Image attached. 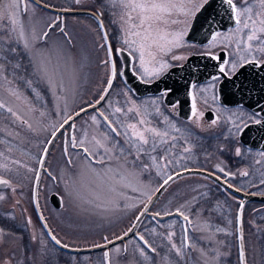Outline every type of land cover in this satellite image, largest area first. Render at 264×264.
<instances>
[{
    "label": "snow or ice",
    "instance_id": "snow-or-ice-1",
    "mask_svg": "<svg viewBox=\"0 0 264 264\" xmlns=\"http://www.w3.org/2000/svg\"><path fill=\"white\" fill-rule=\"evenodd\" d=\"M81 2L82 0H75L77 5ZM215 3L217 0H106V4L114 10L112 23L119 26L120 47L114 48L109 42L104 20L101 19L104 12L94 14L99 31L103 33L101 37L103 42L99 47L106 52V58L100 61L106 69V86L102 88L99 98L95 99L94 103L85 102L86 106H81L78 111L74 110L69 113L66 99L68 89L65 80L70 84L74 83L77 74L75 60L69 55L71 49L68 47L73 41L65 27L61 26L63 17L57 16L46 22L44 28H41L39 27L41 22L35 16V9L51 7L46 3V0H39L38 4L35 3V0H0V90L6 94L4 98H0V110L7 113L14 124L18 123L29 133L38 135L48 129L43 127L40 121L31 122L29 113H33L37 109L32 106L24 93L13 86L14 81L23 82L36 100L42 98V92L45 90L51 92L58 102L62 98L64 99L65 111L62 121L58 125L52 126L51 138L43 142L45 146L42 148V152L45 156L49 152L47 145L54 143L57 133H61L66 125L78 131L75 118L80 117L82 113H87L89 109L94 112L89 117L91 123L87 128L82 129L81 136L70 134L64 141L65 156H70L68 151L70 146L73 149H79L77 155L82 154L86 162L85 167L79 170L78 175L83 177L90 174L96 178L95 183H90L91 191L87 199L72 185L68 186V198L73 201L74 208L80 211H89L84 206L90 205L97 214L104 215L119 207L121 200L126 198L125 189L131 188L132 191L139 192L147 200V203L144 200L139 202L142 207L136 203L125 205L129 209H138L139 214L135 216V220L139 221L150 211L149 205L152 203L153 196L161 189H165L171 181L183 175L182 171H174L169 174L166 170H159L161 163L166 168L173 163V159L176 164H179L180 159H185L184 156L172 157L171 149L177 147L175 141L179 137L171 133H179L181 129L171 122L169 116L161 111L160 106L162 99L181 90L179 83L166 84L163 89L159 90V95L151 100V104L155 108V115L163 116V121H157V124L166 123V128L154 125L153 114L149 113L143 105L137 104L131 97L119 106L109 103L108 108L111 111L101 110L97 106L101 105L109 96L114 80L117 77L125 76V65L118 66L116 60L125 52L131 58L125 64L132 63V74L141 83H156L162 80L171 69L176 67L183 69L184 64L173 62H186L189 59L186 55H178L177 51L187 46L185 38L195 28L197 20L202 15L204 19L201 28L206 27L207 33L205 43L202 45L203 50L199 55L215 62L212 65L214 71L206 77L207 82L203 87L200 86L197 79L184 81L183 90L190 101V115L187 119L197 127L200 126L204 112L200 111L198 104L207 105L209 97L206 93L211 92L212 103L220 107L217 108L219 115H215L211 119L210 126H217L224 118V114L228 113L227 122L231 125L229 133L239 139L251 125L264 124V106H261L259 101L256 104V111L246 112L242 102L234 100L237 94L243 96L250 91L247 84L248 75L254 78L259 72L264 71V0H218V3L224 6L229 14L231 21V26L223 31L213 28V24L216 22L215 18L219 15L214 7ZM29 9L32 10V16L23 19L22 17H27ZM63 11H69V9H63ZM205 13L207 15H204ZM56 30L64 40L63 45L58 42H50V34ZM246 68L257 71L246 74L244 71ZM191 71L200 72L201 69L193 66ZM62 93L65 96L62 97ZM125 95L127 94L125 93ZM21 104L27 111L20 107ZM229 104L235 105V111L227 107ZM179 106L180 101H175L169 107L172 111H176ZM40 116L44 117L45 113L40 112ZM120 117H124V119ZM0 131L4 130L0 129ZM117 137H122L124 144L128 147L125 148L120 144ZM158 149L163 151V155H152V153L158 152ZM133 150L135 155L130 162L129 156L133 155ZM220 150L223 151L222 148ZM183 152L189 153L191 148L184 147ZM235 155L237 157L242 155L241 147L235 148ZM259 155L264 158V151ZM145 156L151 163L143 161ZM0 157L5 161L0 163V170H2L0 185L5 188L15 191L11 180L5 175L12 171L9 164L26 168L28 172H34L36 180H39V170L30 168L20 161L9 160L3 152H0ZM138 162H142V168ZM261 162V160L256 161L258 164ZM39 164L42 168L43 157L39 159ZM67 164L75 167L71 158L68 159ZM93 164L106 165V167L97 170L92 167ZM113 164L114 167L111 166ZM153 167L158 169L156 174L162 179V183L154 191L151 190L150 184H144L140 180L142 172ZM215 168L216 172L209 173V176L214 177L216 181L225 185L232 192L241 191V188L235 187L230 182L237 173L226 170L220 164H217ZM183 171L190 170L184 168ZM216 173H221L222 176ZM49 174L51 175V173ZM239 175L246 177L249 173L242 170ZM78 183L79 181H73V184ZM260 183L264 184V179ZM80 186L83 187V185ZM192 191L195 192L196 189H192ZM252 195H256V193H252ZM35 196L34 191V200ZM4 198L0 194V200ZM232 199L236 200V197L232 196ZM192 200L196 201V196H192ZM61 201H63V197H61ZM237 204L235 219L239 225L242 220L244 201L238 200ZM186 207L191 208L192 213L196 216H200L205 211H214V209L200 207L199 201H197L196 207H191V202L186 200L175 209V213L157 211L152 214L154 219L175 214L182 217L183 222L188 226L184 228L183 242L180 246L173 242L174 232H168L165 236L170 244L169 251L175 254V264L193 259L186 250L199 253L197 264H216L219 253L211 255L209 250L197 248L195 243L190 242L192 238L189 236V228L207 232L208 224L197 226L190 215L185 214ZM40 219L43 220L44 217L41 215ZM28 223L31 224V220ZM44 226L47 227V224ZM135 227L136 225L133 224L123 235H117L115 240L124 241L129 233H133ZM240 231L241 229L238 227L237 232ZM152 232L155 233V229H152ZM215 232L224 233L225 229L216 227ZM9 235L0 229V244L6 243ZM49 236L56 245L62 248L69 247L51 231H49ZM134 238L139 241V244L132 248L131 253L129 252L131 241L123 245H116L115 240L108 236L102 238L103 244H94L93 247L106 249L103 252V264H113V257L117 258V264H119L120 257L124 258L126 264H156L155 256L160 255V252L154 242H150L142 233H134ZM203 238L212 239L211 236ZM32 239L36 241L37 237L33 235ZM239 240L241 242L239 264H246L242 235L239 236ZM219 243H223V241ZM109 245L112 247L109 248ZM13 259L14 257H9L0 260V264H13ZM17 264H23V262L17 261Z\"/></svg>",
    "mask_w": 264,
    "mask_h": 264
},
{
    "label": "rangeland",
    "instance_id": "rangeland-1",
    "mask_svg": "<svg viewBox=\"0 0 264 264\" xmlns=\"http://www.w3.org/2000/svg\"><path fill=\"white\" fill-rule=\"evenodd\" d=\"M46 3L59 9L97 8L103 11L104 14L107 11V22L105 25L110 43L112 42L111 44L114 48L120 47L118 41L120 34L119 26L112 23V13L114 10L106 4V0H96V2L82 0L79 5L75 3V0H46ZM32 14V10L29 9L27 17L22 18L26 19L31 17ZM35 16L41 22L39 27L44 28V24L55 19L57 15L36 8ZM61 26L65 27V30L69 33L73 41L68 47L71 49L69 55L74 58L76 65L77 75L75 82L70 84L65 80V85L68 89L66 94L67 111L71 113L74 110H79L81 106H86L85 102H94L95 99H98L102 88L106 86V69L100 63L101 60L106 58V52L99 47L103 42L101 39L102 33L99 31L98 25L92 17L87 15H66L63 17V24ZM50 42H58L63 45L64 40L58 30L51 32ZM186 45V47L177 51L178 55L188 56L193 53H200L203 50L202 46H197L192 42L186 41ZM116 60L118 66H120L121 62L119 58L117 57ZM183 62L177 61L173 63L181 64ZM205 83L200 84V86L203 87ZM46 92L49 98V104L43 111L47 117V124H40L47 128L48 131H42L38 135L30 133L31 138L36 137L39 140L38 143H32L31 138L26 136L14 137L16 145L13 147L6 146L4 151V154L8 156L9 160L20 161L22 164H26L33 169H36L42 148L45 146L43 142L49 138L50 132L53 130L52 126L58 125L62 121L65 111L64 99L62 98L58 102L51 92L47 90ZM61 95L62 97L65 96L63 93ZM206 95L209 97V102L207 105L199 103L198 107L200 111L204 112L206 109H211L214 111V115H219L217 108L220 106L212 103V93L208 92ZM5 96L6 94L0 90V97L4 98ZM129 97L137 104L143 105L149 113L153 114V117L155 116V108L152 106L151 100L155 99L157 95L137 97L126 88L120 80V77H117L109 96L106 97V100L99 108L101 110L107 109L111 111L108 108L109 103L119 106L124 104ZM160 106L161 111L169 116L171 122L175 123L181 129L179 133L172 132V135L179 137L175 141L177 147L171 149L172 157L184 156L185 159H180L179 164H176L173 159V163L166 168L161 163L159 170H166L169 174L184 168H203L216 172L215 166L220 164L226 170L237 173L230 181L233 185L246 191L263 193L264 184H261L260 181L264 179V158L259 155L262 151L244 148L238 139L229 133L231 125L227 122L228 113L224 114V118L217 126H210L211 121H206L202 117L200 126L197 127L190 121L171 118V112L163 106L162 102ZM20 107L27 111L24 106ZM232 109L235 111V107ZM92 114H94L93 111L76 119L75 123L78 131L73 129L71 131V128L67 127L66 134L61 135L53 143L45 163L47 175L42 176L38 192L41 211L52 233L62 243L75 248L102 244L104 242L102 239L104 236L113 239L117 235L123 234L138 212L137 208L129 209L125 205L136 203L138 206H141L139 205L141 200L146 202L145 197L141 196L139 192H134L131 188H128L125 189L126 198L121 200L120 206L104 215L97 214L95 210L91 209L90 205L84 206L89 211H80L73 207V201L68 198V186L72 185L87 199L91 191L90 183H95L96 178L90 174L83 177L78 175L79 170L85 167L86 162L82 154L77 155L79 149H73L70 146L68 148L70 156H65L63 152L64 141L70 132V134L78 137L81 136L82 129L87 128L91 123L89 117ZM29 118L33 123L39 121L36 112L29 113ZM120 118L124 119V117ZM159 127L166 128L167 124L161 123ZM116 139L125 148L128 147L124 144L122 137H117ZM28 146L32 148V151L28 149ZM184 147L191 148V152L184 153ZM236 147H241L242 155L240 157L235 155ZM221 148L223 151L220 150ZM133 154L135 155L134 150ZM69 158L73 160L74 168L67 164ZM257 160H261L262 162L258 164L256 163ZM0 161L1 163L5 162L3 158ZM143 161L151 163L147 156L143 157ZM111 166L114 167L115 165L113 164ZM11 167L13 168L12 171H14V174H12L14 178H22L24 180L26 179V181L23 185L14 187L15 192L13 193V198L10 199L6 195L0 201L1 210L11 211L16 218V225L14 226L20 231L26 228L28 234L27 242L23 241L22 237H20V231L9 235L7 242L2 244V248L5 249L4 255L7 256L10 254V257H14L13 264H17V261H22L25 264V260H29L27 261L28 264H58L57 259L59 260L60 256L65 259L66 264H103V253L84 254L80 256L60 254V251L47 239L30 207L31 182L35 173L28 172L26 168H21L18 165L12 164ZM92 167L97 170H102L106 165L93 164ZM157 170L153 167L148 171H143L140 175V180L144 184H150L152 191L162 182L161 177L156 174ZM242 170L247 171L249 175L241 177L239 172ZM217 174L222 176L221 173ZM53 177H56V179H53ZM73 181H79V183L73 184ZM80 185H83V187L81 188ZM192 189H196V191L193 192ZM51 193L58 194L60 198L63 197L60 209H55L48 202L47 197ZM192 196H196V201L192 200ZM232 196L205 177L187 175L169 184L158 199L153 210L155 212L160 211L161 213L173 212L177 207L185 203L186 200L191 202V207H196V203L199 201L200 207L214 209V211H205L200 216H196L192 213L191 208L186 207L185 214L190 215L197 226H203L205 223L208 224L207 232L189 228V236L192 238L190 242L195 243L197 248L209 250L211 255H217L219 253L220 255H218L216 264H222L231 255L233 249L237 255L235 218L238 199L233 200ZM253 208V205L250 203L247 204V209H244L243 212V223L246 219L249 220L251 218ZM29 220H31V224L28 223ZM186 227L188 226L186 225ZM216 227L224 228L225 232H215ZM141 228V233L150 242H154V245L160 252V255L155 256L156 264H175V254L169 251L170 244L165 239V236L168 232H174L173 242L180 246L183 242L184 234L182 221L177 217H171L165 221L156 220L155 222L147 218L142 222ZM152 229H155V233L152 232ZM33 235L37 237L36 241H33ZM207 236H211L212 239L203 238ZM129 241L132 242L129 244V252L131 253L132 248L138 242L135 239H129L126 243H129ZM220 241H223V243H219ZM186 251L193 259L182 261L181 264H197L199 253L192 250ZM165 257L167 258L166 260L164 259ZM122 258H119V264H126L125 260L121 262ZM113 264H117L116 257H113Z\"/></svg>",
    "mask_w": 264,
    "mask_h": 264
},
{
    "label": "water",
    "instance_id": "water-1",
    "mask_svg": "<svg viewBox=\"0 0 264 264\" xmlns=\"http://www.w3.org/2000/svg\"><path fill=\"white\" fill-rule=\"evenodd\" d=\"M35 3L38 4L39 1L35 0ZM214 7L216 8L217 12H219V15L216 16V18H215L216 22L213 24V28L216 30H222V31L229 28L231 26V21L229 19V14L225 10L224 6L220 5L218 3V0H217V3L214 4ZM41 9L55 13L57 16H62V17L66 16V15H80V14L90 15V16L94 17V14H96L93 11L86 10V9H69V11H63V9L55 8L52 6L49 8H41ZM204 15H207V14L205 13ZM203 19H204V16L202 15L197 20L195 28L185 38L186 41L192 42L198 46H202L203 43H205V36L207 33V29H206V27L201 28V24L203 23ZM102 36H103V33H102ZM109 42H110V40H109ZM188 57H189V59L186 62L184 61L182 63L185 65V67L183 69H181L179 67L173 68L166 74V76L162 80H160L156 83H152V84H145V83H141L132 74V63L129 62V63L125 64L126 61L131 60V58L125 52L123 55L118 57L120 62H121V65H125V76L120 77V80L126 86V88H128L137 97H145L148 95H157V94H159V90L163 89L166 84L167 85H173L174 82L179 83V85H181V90L176 91L173 95H170L166 99H163V102L167 105H170L171 103H173L175 101H180V106L178 108V115L181 119L187 120L188 116L190 115V101H189V98L186 96L185 91L183 90L184 81L189 80V79H197L199 84L207 82L206 77L209 75V73L214 71L212 65L215 63L214 61H211L210 59L201 57L199 55V53L190 54ZM193 66L200 68L201 71L200 72H192L191 70H192ZM244 71L246 74H249V73H254L257 70L246 68ZM182 77H183V79H182ZM114 82H115V80H114ZM114 82H113V84H114ZM247 84H248L250 91L246 92L243 96H241L240 94H237L234 97V100L237 102H242V104L244 105L245 108H247L248 110L253 112V111L257 110L256 109L257 101L260 102L261 106H264V71L259 72V74L256 75L254 78L251 75H248ZM253 85H255V87H253ZM102 103H101V105H102ZM101 105H98L97 107H100ZM227 107L232 108V107H235V105L229 104V105H227ZM91 111H93V110L92 109L88 110V112H91ZM85 114L86 113H82L81 116L85 115ZM78 118L79 117L75 118V120ZM204 118L206 121H211V119L214 118V112L212 110L205 111ZM67 127L68 126L66 125L65 129L61 130V132L66 131ZM71 131H72V129H71ZM59 134L60 133H57V137ZM49 138H51V137L49 136ZM56 138H55V140H56ZM238 141L246 149L264 151V124L251 125L250 128L245 130L242 138H239ZM47 146L49 147V151H50L52 144L47 145ZM47 155L45 156L43 154V152L40 155V158L43 157L44 163L46 161ZM42 169H44V167L41 168L40 164L38 163L37 170H39L40 174H41ZM187 169H189L190 171H183V169L179 170V171L183 172V175L181 177H184L187 175H198V176H202V177H208L207 179L211 180L214 184L218 185L221 189H223V190L227 191L228 193H230L231 195L235 196L238 200H243L244 201L243 212H244L246 204H248L250 202L264 203V194L263 193H256V195H252V193H255V192L245 191L242 189L240 192H232L230 189H227L225 185L221 184L219 181H216L214 179V177L209 176V173H214L213 171L203 169V168H187ZM177 179H179V178H177ZM177 179H175V180H177ZM172 182L173 181H171L169 184H171ZM38 183H39V180L37 181L36 177H34V181H33V185H32L33 209L35 211L36 217H37L45 235L50 240V242L53 245H55L58 249L65 251V252H68V253H77L78 254V253H91V252L102 251V250L105 251L106 249H104V248H95L93 246L83 247V248H73V247L62 248L59 245L55 244V242L49 236V231H51V230H50L47 222L45 221V219H43V220L40 219L42 213L40 211L38 201H37ZM168 186L169 185H167L165 187V189ZM165 189H161V191L159 193H156L153 196V200H152V203L149 205V209H152L153 205L158 201V199L161 197V195L165 191ZM34 191L36 193L35 200L33 199V192ZM49 201L55 209H60L62 206L61 198L56 193H51L49 195ZM145 203H147V201ZM173 213H175V211H173ZM138 214H139V212H138ZM152 214L153 213L148 212L146 215L142 216L139 221H136L134 218L130 227H132L133 224H135L136 227L134 228L133 233H129V235L127 237H125L124 241L126 239H128L129 237L134 236V233L138 234L137 228H138L140 222L142 221V219L144 217L150 216L152 219H154ZM236 214H237V212H236ZM171 217H177L178 219H180L182 221L183 227L184 228L186 227V224L183 222L182 217H179L175 214L170 215V216L164 215L162 218H155L154 220L165 221L166 219L171 218ZM45 224H47V227L44 226ZM238 227L241 229L240 232H237ZM240 235L243 236V245H244V249H245L246 264H248L247 263L246 246H245V235H244V228H243V214H242L241 223L238 225L236 222V248H237L238 263H239V247H240V243H241L239 240ZM113 240H115V238H113ZM124 241L115 240V243L119 244V243H123ZM111 246L112 245H109L108 247L110 248Z\"/></svg>",
    "mask_w": 264,
    "mask_h": 264
},
{
    "label": "flooded vegetation",
    "instance_id": "flooded-vegetation-1",
    "mask_svg": "<svg viewBox=\"0 0 264 264\" xmlns=\"http://www.w3.org/2000/svg\"><path fill=\"white\" fill-rule=\"evenodd\" d=\"M92 1H95L96 2V0H92ZM98 1V0H97ZM80 9H86V10H90V11H93L94 13H96V14H98V13H100L101 12V10H98L97 8H80ZM107 10V9H106ZM87 16H90V15H87ZM57 17V16H56ZM55 17V18H56ZM90 17H92V16H90ZM93 18V20L96 22V24H97V21H96V19L94 18V17H92ZM101 19H103L104 20V23L106 24V22H107V11L105 12V14L101 17ZM105 30H106V25H105ZM107 31V30H106ZM196 45V44H195ZM198 46V45H197ZM23 74V73H22ZM10 79L12 78L11 76L9 77ZM203 84V83H202ZM13 86H15V87H17L22 93H24V95L25 96H27L28 97V100H29V102L32 104V106H35V108L37 109V111H35L36 112V116L38 117V120L40 121V123H44V124H47V117L46 116H44V117H41L40 116V112H44L43 110H45L47 107H48V104H49V98H48V96H47V92H46V90L45 91H43L42 92V98L40 99V100H36L35 99V97L33 96V95H31V92H30V89H28V88H26V86L23 84V82H16V81H14V84H13ZM41 87H43V86H41ZM159 94H157V96H158ZM156 96V95H155ZM1 98V97H0ZM162 103H163V106L169 111V112H171V114H170V117L171 118H177V119H180V120H183V119H181L180 117H179V115H178V109L176 110V111H172L171 109H170V105H167V104H165L164 102H163V99H162V101H161ZM17 103H19V102H17ZM20 106H24L23 104H21ZM25 108V107H24ZM245 108V107H244ZM207 110H211V109H206L205 111H207ZM205 111H204V113H205ZM213 111V110H212ZM245 111L246 112H252V111H250V110H248L247 108H245ZM214 112V111H213ZM215 116V115H214ZM204 117V116H203ZM163 119V116H160V115H155L154 117H153V123H154V125H156V126H158L159 127V124H157V121H161ZM185 121H189L188 119L187 120H185ZM0 129H3L4 131H0V152H3L4 153V151H5V149H6V146H8V147H13V146H15L16 145V140H15V138L14 137H23V136H26V137H29V138H31V135H30V133L27 131V129H25V128H22V127H20L19 125H18V123H13V121H12V119L11 118H9V116H8V114L7 113H5V112H3V110H0ZM9 133H11V134H9ZM71 133V132H70ZM70 133H69V135H70ZM64 134H66V131H63V132H61L59 135H58V137L56 138V140L61 136V135H64ZM172 134V133H171ZM30 140H32V143H38L39 142V140H37L36 139V137H33V138H31ZM55 140V141H56ZM54 141V142H55ZM28 149L29 150H31L32 151V148L31 147H29L28 146ZM30 151V152H31ZM153 155H163L162 154V151L160 150V149H158V152H156V153H154ZM2 157H0V159H1ZM134 159V154L132 155V156H129V161L131 162L132 160ZM0 163H1V161H0ZM38 163H39V161H38ZM45 163H46V161H45ZM45 163H44V165H43V167H44V169H42V171H41V174H40V178H39V183H38V189H37V201H38V205H39V208H40V204H39V198H38V192H39V188H40V184H41V181H42V176L43 175H47V172H46V166H45ZM138 163H140L141 165H142V162H138ZM12 165V164H11ZM11 165L9 164V167L11 168V169H13L12 167H11ZM130 166V165H129ZM37 168H38V164H37V167H36V170H37ZM14 171H10V172H8V173H6L5 175H6V178H9L10 180H11V182H12V184H13V187H15V186H17V185H23L24 184V182L26 181V179L24 180V179H22V178H19V179H16V178H14L13 177V175L12 174H14L13 173ZM0 174H2V170H0ZM34 177H35V175H34ZM34 177H33V179H32V182H31V190H30V199H31V210H32V212L34 213V216H35V218H36V220H37V222H38V224L40 225V223H39V221H38V219H37V217H36V214H35V211H34V209H33V204H32V185H33V181H34ZM15 191H12L11 189H9V188H5L4 186H2V185H0V194H2L4 197L6 196V195H8L9 197H10V199L11 198H13L14 196H13V193H14ZM47 200H48V202L50 203V201H49V195H48V197H47ZM1 201V200H0ZM147 201V200H146ZM157 203V202H156ZM156 203L153 205V207H152V209H150V213H155V211L153 210L154 209V207H155V205H156ZM50 205L52 206V204L50 203ZM53 207V206H52ZM142 207V206H141ZM40 211H41V208H40ZM10 212V213H9ZM2 211L1 210V205H0V229H3L5 232H7V233H9L10 235H12L14 232L16 233L17 231H20L19 229H17L14 225H16V218H15V216H14V214L11 212V211ZM139 212V211H138ZM138 212H137V214H138ZM41 213H42V211H41ZM136 214V215H137ZM42 215H43V213H42ZM135 215V216H136ZM43 217H44V215H43ZM135 218V217H134ZM150 219L151 221H153V222H155L156 220H154V219H152L150 216H146V217H144L143 219H142V221L140 222V224H139V226H138V228H137V233L138 234H141V231H142V228H141V225H142V222L145 220V219ZM44 219H45V217H44ZM134 220V219H133ZM133 220H132V222H133ZM46 221V220H45ZM132 222L128 225V227H127V229L131 226V224H132ZM40 227H41V225H40ZM41 229H42V227H41ZM127 229L125 230V231H127ZM43 230V229H42ZM51 230V229H50ZM44 232V231H43ZM52 232V231H51ZM27 234H28V231H27V229L26 228H24V229H22L21 231H20V237H22V239H23V241H25V242H27ZM45 234V233H44ZM53 234V233H52ZM19 235V234H18ZM54 235V234H53ZM122 235V234H121ZM47 237V236H46ZM48 239V238H47ZM129 239H135L134 238V236H131V237H129L128 239H126L123 243H119V245H123V244H126V241L127 240H129ZM49 240V239H48ZM50 241V240H49ZM137 241V240H136ZM138 243L137 244H139V241H137ZM51 243V242H50ZM52 244V243H51ZM53 245V244H52ZM116 245H118V244H116ZM55 248H57L55 245H53ZM69 247H71V246H69ZM112 247V246H111ZM110 247V248H111ZM73 248H75V247H73ZM58 249V248H57ZM4 248H2V244H0V260H3V259H5V258H7L8 259V257H10V254H8L7 256H5L4 255ZM59 251H60V254H65V255H76V256H80V255H84V254H99V253H103L104 251L102 250V251H96V252H91V253H68V252H65V251H62V250H60V249H58ZM26 251H28V250H26ZM60 260V261H59ZM59 260L57 259V261H58V264L60 263V264H66V261H65V259L64 258H62L61 256H60V258H59ZM27 261H29V260H25V264H28V262ZM124 261V258H122L121 259V262H123Z\"/></svg>",
    "mask_w": 264,
    "mask_h": 264
},
{
    "label": "trees",
    "instance_id": "trees-1",
    "mask_svg": "<svg viewBox=\"0 0 264 264\" xmlns=\"http://www.w3.org/2000/svg\"><path fill=\"white\" fill-rule=\"evenodd\" d=\"M250 204L254 207L253 213L251 218L243 223L247 263L264 264V203L250 202ZM222 264H239L234 249Z\"/></svg>",
    "mask_w": 264,
    "mask_h": 264
}]
</instances>
